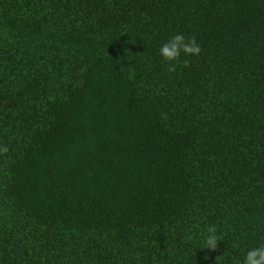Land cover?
<instances>
[{"label":"trees","instance_id":"16d2710c","mask_svg":"<svg viewBox=\"0 0 264 264\" xmlns=\"http://www.w3.org/2000/svg\"><path fill=\"white\" fill-rule=\"evenodd\" d=\"M176 34L202 51L169 72ZM3 146L0 264H243L264 245V0H0Z\"/></svg>","mask_w":264,"mask_h":264},{"label":"clouds","instance_id":"9594fccd","mask_svg":"<svg viewBox=\"0 0 264 264\" xmlns=\"http://www.w3.org/2000/svg\"><path fill=\"white\" fill-rule=\"evenodd\" d=\"M160 55L168 62V71H176V63L180 60L181 53L185 56H199L202 49L197 43L195 37L186 39L183 34L174 35L166 44L160 48ZM183 66L189 67L190 60H183ZM8 148L6 146L0 147V153H7ZM206 237L204 240L205 248L211 251H216L219 244V238L216 235L217 228L214 225H210L206 228ZM207 259V257H206ZM220 257L217 258V261ZM243 264H264V245L253 248L246 253Z\"/></svg>","mask_w":264,"mask_h":264}]
</instances>
